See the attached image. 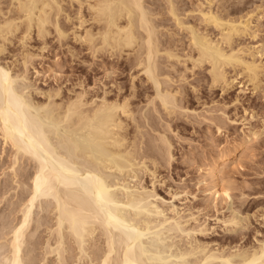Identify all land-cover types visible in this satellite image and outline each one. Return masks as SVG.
Returning a JSON list of instances; mask_svg holds the SVG:
<instances>
[{"label":"bare ground","instance_id":"obj_1","mask_svg":"<svg viewBox=\"0 0 264 264\" xmlns=\"http://www.w3.org/2000/svg\"><path fill=\"white\" fill-rule=\"evenodd\" d=\"M161 1L0 0V54L15 43L14 38L21 46L20 58L15 54L14 60H8L11 62H0V171L9 169L3 168L6 177H0V264H264V236L225 251L221 244L213 246L207 238L196 236L208 233L209 227L194 213L183 214L174 203L162 207L156 201L153 179L157 161L156 155H151L161 153L165 162L170 161L171 142L163 134L153 138L141 130L153 124L152 111L168 119L179 109L190 108L183 85L189 74L193 77L201 68L207 73L209 89L219 87L225 95L235 85L239 93L247 85L264 96V40L257 38L258 21L264 15H258L262 2L256 10L236 17L230 8L241 0H217L218 4L215 0H195L191 9L179 5L178 0ZM213 3L222 11L227 9L226 13L221 14ZM66 4L74 7L73 13L65 9ZM158 15L174 28L159 22ZM188 16L198 18H189L194 20L191 22ZM59 18L68 20L67 24L71 19L73 26L68 32L74 45L77 42L93 59L103 52L127 59L128 66L137 72L129 74L125 91L112 81L116 83L114 93V85L109 90L104 83L101 93L97 88L100 94L94 89L96 93L89 95L88 88L77 81L67 86L66 94L59 85L36 89L34 94L43 96L40 99L24 92L26 84H18V79H27L28 67H33L32 59L45 49L48 35L55 31V37L63 41L69 35ZM180 31L187 44L178 37ZM34 37L42 42L38 52L29 49ZM247 38L257 39L250 44L245 42ZM179 41L186 46L178 47ZM67 50L70 56L80 55L73 45ZM15 66L17 71H13ZM136 78L152 86V96L146 94L147 101L144 99L146 106L151 105L149 109L136 107ZM75 85L81 88L75 89ZM192 91L196 92L193 86ZM239 100L237 94L231 98L235 105ZM142 122L146 123L143 127ZM154 126L149 128L155 131ZM255 130L247 131L245 138L255 140L261 135L260 129ZM152 144L158 149L154 151ZM219 164L215 162L208 169L213 193H227L226 186L216 188ZM140 172H148L152 178L150 188L141 182ZM231 211L232 215L221 220L222 226L232 229L243 222L245 227L246 220H242L247 216L241 218ZM153 229L157 230L156 244L173 235L174 240L163 245L168 249L174 246L172 252L181 260H169L161 249L147 253L141 238Z\"/></svg>","mask_w":264,"mask_h":264},{"label":"rangeland","instance_id":"obj_2","mask_svg":"<svg viewBox=\"0 0 264 264\" xmlns=\"http://www.w3.org/2000/svg\"><path fill=\"white\" fill-rule=\"evenodd\" d=\"M153 1L155 2V4L157 3V0H153ZM158 1L160 2L161 0H158ZM178 1L180 3L179 5H182V4L188 5L187 7L185 6L188 9L189 8L191 9L195 5V0H190L193 3L189 2V0H185V1L178 0ZM215 1H216L215 3L218 4L217 0ZM145 2H147V4H150L152 1L151 2L145 1ZM161 2H163V0ZM185 2L188 4H185ZM238 2L239 1L235 2L234 7L232 6V8H230L231 11H233V14H231L233 16L235 14V16L238 17L239 15L246 14V12L256 10L257 9L256 7L259 6L261 2H262L261 6L263 8L262 7L259 8L258 15L261 16L264 14L262 13V11L264 10V0H241L240 4ZM215 3H213V5L215 6L212 5V7H217L216 9L218 11H222L221 8L218 7V5L216 6ZM236 3H238L239 5L237 4L238 5L237 6ZM155 4H153V6H155ZM189 4H192V5L189 6ZM161 6L162 5H160L159 7L162 8ZM73 8L74 7L70 8L68 4H66L65 6V9H68L67 10L68 12L70 10L69 12L70 14L73 13V10H72ZM225 11H227V9H225L224 11L220 13L224 14L226 13ZM192 15L197 16V14H194V13H192ZM61 16L64 17V13ZM156 17H158L156 18L158 19V21L161 20L159 22L166 23L165 25L168 26L170 30L174 28V26H171L172 23H170L168 19H167L168 20L167 22H164L166 20L164 19L163 21L162 19H160L159 18L161 17L160 15ZM192 17L188 16V19L189 18L194 19ZM197 18L195 17V19ZM59 20H61L59 21V23L62 24V26L65 24L64 25L65 28L68 29L66 31L67 35L68 34L69 35L66 38H63L64 41L56 38L57 36L55 37L56 35L55 31L51 33L52 35L50 36L48 35L46 39L47 42H46L45 49L43 51H40V55L32 59L33 67L31 65L28 67V71H27L28 80L25 79V81L24 80L21 81V79H18L19 80L18 84L20 85H22L23 83L26 84V88L24 87L23 89L24 92L26 90V92L28 91L30 93H33L31 94V96L32 95L33 97L37 96L40 99L41 97L43 98L42 94H38V93L34 94L35 92L39 91V89L44 90V89H48L52 87L55 88L59 85L62 88V92L64 91L66 94V88H69L67 86H72L77 81H79L77 82V84L81 83V85L88 88V93L90 92L89 95H92V92L96 93L95 90L97 88L99 89V92L101 93L103 91L104 85L106 86V87L104 86L106 89L107 87L108 89L110 88L109 90H111V87L114 85L113 92H112L114 93V88H115L116 83H120V85L123 87L125 91L130 84L128 83L130 82L128 79V77L130 78L129 74L131 73L136 74L137 72L136 69H134V67L130 68L128 66L127 59L124 57L119 58L116 56H108L107 53L105 52H103L102 55L97 53L96 54L97 57L95 56L96 58L94 57L95 59H93V56L91 57L90 55L91 53L88 54L89 52L87 53L85 49H84L85 51L82 50L83 48H81V46L78 45L77 42H76V45H74L75 42H73V38L71 37L72 36L70 33L71 31L68 32L69 26L70 27L73 26L72 23H70L71 19L69 20L68 24L66 22L68 20L63 19V22H62V18H59ZM194 20H190V21L192 22ZM255 22L256 21H254V23ZM258 23H261L260 24L261 26L259 25V27L260 28L262 27V29L259 28L258 35L259 34L260 35L257 36V38L259 39L261 38L262 39L261 41L263 42L264 40V37H263L264 36V30H263L264 29V15L259 19ZM159 27H162V26H159ZM163 31H166V29H163ZM181 32L182 31H180V33ZM178 35L175 36V39L178 37L181 38V36H183V34L182 35L178 34ZM14 39L12 41H15V43L13 42L11 45L9 44L10 45L8 46L9 49L4 51V52L7 51L9 53L7 54L6 52L4 54L3 53L0 54V58L3 59V60L0 59V62L2 61L1 63H3V61L5 62L6 60L7 61L14 60L13 58H15L16 55H17L16 58H20L21 46L17 43L16 41L17 39L16 38ZM247 39L245 40V42L248 41L250 44L255 42V39H251V38H247ZM182 40L184 41L186 40L185 42L187 44V38L186 39L181 38V41ZM30 42L31 43L29 44V49L31 50L33 48L31 51L38 52L40 46H42L41 40L34 37L30 40ZM183 44L184 43H181L179 41L178 47L180 45H182L180 46V48L186 46V44L184 45ZM72 45L74 47V51H76L75 53H77L76 55L78 56V53L80 54L78 57L70 56L71 54L67 49L70 46L72 47ZM12 46H14L15 48L19 47L17 48L19 49L17 53H15L17 49H15ZM185 50H186V47H185ZM12 55L14 57H12ZM11 61H8V62H11ZM17 67L18 66H15L13 71H17L18 69ZM19 68H21V64H19ZM35 70H37L38 73H36ZM203 70L205 69L204 68L198 69L197 71H200V72L198 73L196 71L197 74H195V76L193 77L188 73L189 76H187V78L189 77L188 78L189 80L187 79V82L188 81H192V82L187 83L185 81L186 84H184L183 82L184 84L183 89L185 90V93L187 92L186 93L187 98H188L187 105L190 107L189 109L191 110L193 109L194 110L193 112H196V114L193 112L191 113V111L188 112L189 109L186 111H183L184 109H179L175 115H173L172 117H168L167 119V117L163 116V114L159 115L161 113H157V112L155 113V111H152V113H150L153 117L152 120H154L155 118V120L152 121L153 124L150 125L148 123L147 126H144L146 123L142 122V126L141 125L140 126L141 127L144 126V128H141V130L145 129V131H142V132H145L144 135H147L146 133L148 134L150 133V134H153L154 135L153 138H155L163 134L171 142V149H172L171 158L172 159H170V161L168 160L166 161L168 162V164L165 162L166 160L165 156L160 155L161 153L159 151L161 150L156 151L160 153L159 155L156 152L152 153V154L154 153L156 154L151 155V157L152 156L155 157V155L156 157L158 156V158L155 157V161H157L156 163L157 166L155 169L157 170L155 171L156 178L153 179L155 180V182L153 183L154 189L156 193L158 194V200L156 201L160 204L162 203L163 204V205L161 204L162 207L167 206L168 204L166 203L168 202L169 203L171 202L172 204L174 203V205L176 204L178 208L179 207L182 208L180 209V211H182L181 213L183 214H186L185 212L194 213L195 216L199 218L200 222L205 221L204 223L207 225V227H209V229L206 231L208 233H206L205 235H202L201 233H199L201 235L196 234V236L199 237V239H201L202 237L205 239L207 238L208 240L207 239L206 240L208 242H211L209 243L211 245L213 244L216 245L217 243L216 246L219 247V245L221 244V246L224 247L223 249L226 251V250L234 249L233 248L234 246L238 247L239 244L241 246L249 244L247 243L248 241H250L251 243V241L253 242V240L256 241L255 239L257 237L260 238L264 236V222H263L264 221L263 219L264 218V116H263L264 115V96H262L263 93H260L262 91L254 92L250 89L249 86L247 87V85H245L246 87L244 89L245 91H241L239 93L238 90L240 88L238 87V85H235L232 88V90H230L229 92H226L227 94L223 95L225 91H221L219 87L209 89L210 87L208 86V83H206L208 82L207 73L206 71H203ZM175 73L173 75H177ZM230 73L232 74V72ZM135 80H136L135 82L138 88L137 89L138 95H137V98L135 99L138 102L141 101L142 103L141 105H139L140 102L139 103L136 102L137 109L140 108L141 106L143 107V109L145 107L147 108V106H148L147 109L151 108L150 104L146 106V103H145L147 101L146 100L147 98L145 95L147 94V95L152 96L153 94V89H152L150 82L140 80L138 78H136ZM112 81L116 83L114 84L112 83ZM71 83L73 84L71 85ZM189 84H192V85H189ZM27 85H31V86L27 87ZM79 85H75V89L81 88L80 87L81 85L80 86ZM192 86L196 88V92H195L196 94L194 93V91L191 92ZM36 89L37 91H35ZM98 89H97V93H98ZM140 90L141 92H139ZM236 94L237 96H239L240 100H239V104L236 102V105H235L233 101H231V98L233 99V96L235 97ZM195 96H197V100ZM37 97L35 98L37 99ZM193 97H195V99ZM143 103H145V106H143ZM231 103L233 104L230 105ZM224 105H225V109H224ZM216 107H217V110H216ZM211 109L213 111H211ZM181 110L184 113L179 114V111ZM137 113L136 115L137 117H139ZM252 114H253V117H252ZM226 117H227V120H226ZM159 118H163V120L162 119L160 120ZM155 121L157 122L156 125H155L156 123ZM165 123H167L169 127ZM130 125L131 126L129 127L132 131L134 127L132 126V124ZM149 126H151V128L154 126L155 131L152 130L153 128L152 129L149 128ZM247 126L249 127L248 128L249 130L260 129L259 132H261L260 133L261 135L255 138V140H251V139L247 140V136L245 138L247 131L249 132V130L247 129ZM251 126H252V129H250ZM162 128H165L164 131H161ZM156 131L158 135L155 134ZM150 134L148 136H150ZM152 145H154L152 146L153 148L156 147L153 149L154 151L158 149L157 145L155 144H152ZM0 146L2 147V145ZM143 148H144V144H143ZM146 160H147V165L150 164L149 167L152 166L150 162L148 163L149 157H147ZM215 162L220 163L219 169L221 171L218 173L219 177L217 180L216 188L220 190L222 186L223 187L226 186L228 187L227 188L228 194L223 191L213 193L214 186L212 187V185L214 184L212 183V179L208 173V169ZM3 168H2L3 173L5 172V169L7 171L9 170L7 169L8 167L5 169ZM3 173L2 172L0 173V177L2 178L5 176ZM140 175L142 177L141 182L150 188V186L152 185L151 184L152 178H150V175H148V172L147 173L140 172ZM2 178L0 179V181L2 180ZM0 204H1L0 205L1 207L3 205V202H1ZM233 209H234V212L235 211L238 212L237 213L238 215L240 214L241 218L242 216L244 218L247 216L246 219L242 220V221L246 220V223L244 222L245 225L247 224L245 227L244 225H241L243 224V222L240 223V226L237 225L238 226V227L236 226L237 228L234 227L232 229H226V227L224 228V226H222L221 220L224 218H227L226 216H228V214L232 215L233 212L231 210ZM15 214H18V213H15ZM15 214H12L13 217ZM150 217H154V214L153 215L151 214ZM11 218L12 217H10V219ZM156 231L157 230L153 229L150 232L144 234L141 238L142 239L141 243H143V246L147 248L146 249L147 253L151 254L155 250L159 251L161 249V250H164L163 252L161 251V253L165 255L166 258L168 259L170 258L169 260L172 259L171 261L173 262L175 261L178 262L179 261L178 259L180 258L176 257L174 253L172 252L174 249L172 247L174 246L168 249L167 247L164 248L165 245H163V244L167 245V243H169L172 239L174 240V238L172 237L173 235L169 236L171 237L170 239L168 236H166L167 239L164 238L165 243L163 240H161L159 241L158 244H156L158 242L156 238L154 239L157 233ZM178 237L179 236H176L175 238H178ZM175 240H178V239H175ZM180 243H182V241H180ZM221 246L220 248H222ZM229 247H232V248H229ZM171 252L173 253V255L170 254ZM213 262H211L210 264H214Z\"/></svg>","mask_w":264,"mask_h":264}]
</instances>
